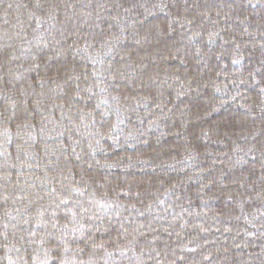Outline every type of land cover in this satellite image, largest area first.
I'll return each mask as SVG.
<instances>
[{
	"label": "trees",
	"instance_id": "1",
	"mask_svg": "<svg viewBox=\"0 0 264 264\" xmlns=\"http://www.w3.org/2000/svg\"><path fill=\"white\" fill-rule=\"evenodd\" d=\"M0 193V264H264V0H0Z\"/></svg>",
	"mask_w": 264,
	"mask_h": 264
},
{
	"label": "rangeland",
	"instance_id": "2",
	"mask_svg": "<svg viewBox=\"0 0 264 264\" xmlns=\"http://www.w3.org/2000/svg\"><path fill=\"white\" fill-rule=\"evenodd\" d=\"M141 42H143V43H145V44L147 43L145 40H141ZM148 61H149L148 63H153V60H149V59H148ZM122 80H123V79H122ZM163 82H165V81L163 80ZM155 83H156V82H155ZM163 92L165 93V90H164ZM176 138H177V137H176ZM6 162H7V161H6ZM2 194H4V193H2ZM0 195H1V193H0ZM3 199H4V197H3V195H1V196H0V201H2Z\"/></svg>",
	"mask_w": 264,
	"mask_h": 264
}]
</instances>
